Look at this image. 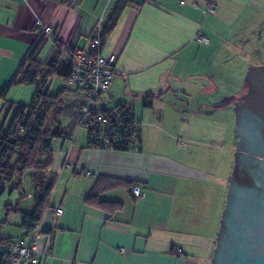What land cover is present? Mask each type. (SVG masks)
<instances>
[{
	"label": "crops",
	"instance_id": "1",
	"mask_svg": "<svg viewBox=\"0 0 264 264\" xmlns=\"http://www.w3.org/2000/svg\"><path fill=\"white\" fill-rule=\"evenodd\" d=\"M115 3L0 0V129H9L19 105L31 103L33 86L12 82L21 76L22 62L38 42L45 38L37 56L40 64L57 45L65 53L88 50L99 22L104 28ZM229 18L241 20L244 31L251 32L245 42H251L255 61L263 63L264 0H148L123 11L102 44L103 54L117 56L103 106L133 107L140 123V148H90L87 132L76 126L83 98L67 94L68 108L58 123L73 139L53 141V163L43 175L52 184L41 220L50 244L38 264H211L219 224L215 230L211 223L206 226L210 187L220 184L215 209L220 206L221 214L239 140L234 128L227 151L229 118L232 113L237 123L232 106L235 109L237 96L248 90L244 84L224 90L223 79L214 72L221 46L215 43L219 37L213 24L225 25ZM38 21L51 26V36L42 33ZM200 36L209 39V45L200 44ZM31 181V191L24 192L29 206L18 204L22 213L37 202L32 172ZM136 185L141 188L139 198L131 193ZM93 192L97 201L90 204L87 198ZM57 207L63 208V215L55 219ZM15 224L16 232L2 229L0 239L29 233L21 214ZM46 244L42 239L40 254Z\"/></svg>",
	"mask_w": 264,
	"mask_h": 264
},
{
	"label": "trees",
	"instance_id": "2",
	"mask_svg": "<svg viewBox=\"0 0 264 264\" xmlns=\"http://www.w3.org/2000/svg\"><path fill=\"white\" fill-rule=\"evenodd\" d=\"M147 1L116 0L112 13L100 35L101 45L114 31L126 8L136 7L137 4L141 5ZM44 41L45 38L41 39L30 55L22 62L20 70L23 72L20 77L17 76L12 82V84L35 87L31 103L19 105L9 129L6 131L0 129V197L5 191V185L9 183L15 185L13 189L19 190L20 199H25L27 195L22 189L23 179L27 172L33 174L34 197L37 202L27 213H22L18 209L15 210L21 214L22 227L29 233L41 222L45 214L52 184L46 183L43 180V175L53 163V141L62 138L63 134H68L60 131L58 120L66 112L68 107L65 106V98L69 92H72L63 88L55 95H49L48 85L54 78H61L64 81L68 79L71 74V66L66 63L64 56L73 55L74 50L65 53L61 46L57 45L49 60L40 64L37 61V56ZM261 64L263 65L264 62ZM125 105L119 104L112 110L104 108L103 111L112 113ZM113 149L128 151L127 148ZM38 189L39 191H37ZM95 201H97V192L91 193L87 198V202L90 204ZM119 208L120 206L116 205V209ZM107 211L111 213L114 210L108 209ZM12 240L14 239L1 238L0 245ZM0 264H3L2 256H0Z\"/></svg>",
	"mask_w": 264,
	"mask_h": 264
},
{
	"label": "water",
	"instance_id": "3",
	"mask_svg": "<svg viewBox=\"0 0 264 264\" xmlns=\"http://www.w3.org/2000/svg\"><path fill=\"white\" fill-rule=\"evenodd\" d=\"M235 164L211 264H264V64L243 79Z\"/></svg>",
	"mask_w": 264,
	"mask_h": 264
},
{
	"label": "built area",
	"instance_id": "4",
	"mask_svg": "<svg viewBox=\"0 0 264 264\" xmlns=\"http://www.w3.org/2000/svg\"><path fill=\"white\" fill-rule=\"evenodd\" d=\"M70 6H77L79 0H66ZM208 11H213L211 8ZM36 25L46 36H51V26L43 25L40 21ZM103 31L102 21L99 22L97 35L91 41L90 47L77 49L73 55L67 54L64 60L71 66V74L65 81L68 90L83 98L77 106L76 126L87 132L88 146L94 149L127 148L139 150L140 123L136 121L132 106L125 105L112 113L103 109V97L108 93L115 77V54H103L100 35ZM200 44L209 45V39L198 37ZM112 110V109H108ZM62 139L71 140L70 134H63ZM114 150V149H113ZM135 198L141 194L140 186L131 188ZM54 218L63 215V208L54 210ZM42 239L47 240L46 250L39 253ZM50 236L41 230V222L27 236L16 238L0 245V256L3 264H38L42 257H47Z\"/></svg>",
	"mask_w": 264,
	"mask_h": 264
},
{
	"label": "rangeland",
	"instance_id": "5",
	"mask_svg": "<svg viewBox=\"0 0 264 264\" xmlns=\"http://www.w3.org/2000/svg\"><path fill=\"white\" fill-rule=\"evenodd\" d=\"M231 22L229 18L228 21H225V25L222 23L213 24V31L216 33L215 35H217V38L219 37V39L214 38L215 43L221 46L219 53H217L218 55L215 56L219 58L220 61H216V64L214 63V72L216 75H219L223 79L222 88L230 92L236 89H240L241 86H243V79L246 76V72L251 67L247 66L248 63L251 62L257 65L262 63L260 61H255L251 51H249V49L252 47V44H250L251 42H245V40L251 38V32L244 31V24L241 20L235 22L233 21V24L230 25ZM232 25H234L235 28H233ZM63 88L67 89L69 87L67 83L61 78H54L48 85L49 94L51 95H55ZM31 89L34 93L35 87H32ZM239 97H241V95L237 96V98ZM233 110L234 107L232 106V112ZM229 120L231 125L228 130L229 144L227 146V151L231 150V141H233L234 139V128H236V123L235 120H233L232 113L230 114ZM232 123H234V126L232 125ZM14 186V184H6L5 191L0 197V230L3 229V232H16L14 224L19 218L20 214L15 210L18 209L19 201L23 202V207H27L30 204V201H27L26 198L23 200L20 199L19 190L13 189ZM22 189L26 194L31 191V172H27V174H25ZM210 190L212 193V205L208 208L205 220L207 228L211 223L213 226V230H215L217 223L219 224L220 222L219 215H221L219 213L220 206L217 211L215 209V203L217 201L216 199L218 198L220 184L213 183L210 187Z\"/></svg>",
	"mask_w": 264,
	"mask_h": 264
},
{
	"label": "flooded vegetation",
	"instance_id": "6",
	"mask_svg": "<svg viewBox=\"0 0 264 264\" xmlns=\"http://www.w3.org/2000/svg\"><path fill=\"white\" fill-rule=\"evenodd\" d=\"M247 92H248V90H247ZM247 92H246V93H247ZM237 103H238V105H237L238 108H239L241 105L244 104L243 101H241V100H238ZM238 141H239V140H238ZM236 153H237V152H236ZM236 153H235V154H236ZM230 178H231V177H230ZM229 183H230V180H229Z\"/></svg>",
	"mask_w": 264,
	"mask_h": 264
}]
</instances>
